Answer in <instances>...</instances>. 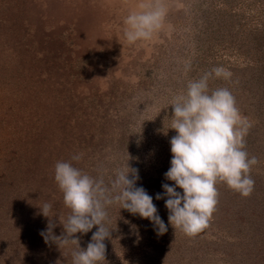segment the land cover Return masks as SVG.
I'll return each instance as SVG.
<instances>
[{
  "label": "rangeland",
  "instance_id": "1",
  "mask_svg": "<svg viewBox=\"0 0 264 264\" xmlns=\"http://www.w3.org/2000/svg\"><path fill=\"white\" fill-rule=\"evenodd\" d=\"M149 0H0V264H72L74 245L45 242L70 209L54 179L57 161L111 186L138 170L167 231L120 204L108 206L102 264H264V0H163L161 28L129 43L124 20ZM221 66L251 127L258 163L245 197L218 183L209 226L188 236L169 222L163 184L172 159L174 96ZM131 178V176L129 177ZM183 194V190L176 188ZM52 204L51 218L40 206ZM98 226L76 233L86 249Z\"/></svg>",
  "mask_w": 264,
  "mask_h": 264
},
{
  "label": "clouds",
  "instance_id": "2",
  "mask_svg": "<svg viewBox=\"0 0 264 264\" xmlns=\"http://www.w3.org/2000/svg\"><path fill=\"white\" fill-rule=\"evenodd\" d=\"M139 11H131L124 20V36L129 43L149 40L162 26L166 13L163 0H149ZM231 73L221 66L205 72L199 79L187 83L186 92L174 96L172 125L177 133L170 140L172 159L165 178L174 186L163 184L165 206L169 210V222L188 236H194L209 226L218 204L216 185L225 183L242 196H249L255 181L250 173L258 163L255 156L246 151L245 136L251 127L242 117L232 92L226 87L209 89L213 78L229 79ZM81 154L69 161H57L54 179L63 193L64 205L70 209L66 220L61 221L64 233L55 236L49 220L47 234L41 232L45 242L56 243L59 248L75 246L72 264H102L105 261V239L111 230L106 227L108 206L120 204L133 215L149 219L157 228V234L167 231L158 215L153 198L143 187H136L138 170L127 165L117 170L111 186L102 177L96 178L73 165ZM131 176V178H129ZM183 190V194L176 188ZM52 204L45 202L40 209L45 217H54ZM98 226L86 249L80 247L76 233H88Z\"/></svg>",
  "mask_w": 264,
  "mask_h": 264
}]
</instances>
